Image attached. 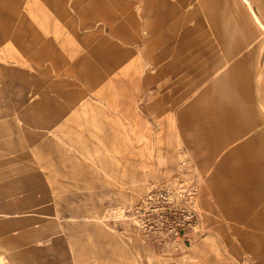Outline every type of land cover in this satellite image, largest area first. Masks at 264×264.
<instances>
[{"label":"rangeland","instance_id":"1","mask_svg":"<svg viewBox=\"0 0 264 264\" xmlns=\"http://www.w3.org/2000/svg\"><path fill=\"white\" fill-rule=\"evenodd\" d=\"M263 1L0 0V264H264V195L208 226L165 98ZM192 78L213 141L233 100Z\"/></svg>","mask_w":264,"mask_h":264},{"label":"crops","instance_id":"2","mask_svg":"<svg viewBox=\"0 0 264 264\" xmlns=\"http://www.w3.org/2000/svg\"><path fill=\"white\" fill-rule=\"evenodd\" d=\"M257 12L259 26L253 18L251 25L228 33L233 34V38L212 44L210 49L219 53L213 54L217 58L207 72L189 69L187 62L173 65L167 58L165 62L166 67H175L166 74L171 86L165 91V98L168 106H176L182 140L201 181L198 204L208 226L219 227L244 197L264 195V1ZM212 31L215 35L217 30ZM221 34L225 32H219ZM177 47L172 45L171 51ZM195 50L201 52L194 60V66L199 67V62H205V45L198 43ZM177 60L183 58L176 57ZM189 75L193 81L200 77V83L206 76L211 77L214 88L219 81L225 86L221 91L224 97L233 100L227 113L229 122L220 129V136L215 134L213 141L203 140V128L210 113L202 106L206 98L200 91L202 86L183 84L182 80ZM178 82H181L180 87ZM221 92L214 89L212 98L221 97ZM215 115L218 121L220 112L217 110ZM199 138L200 147L206 153L194 158L190 151L196 150ZM248 200L253 202V199Z\"/></svg>","mask_w":264,"mask_h":264},{"label":"bare ground","instance_id":"3","mask_svg":"<svg viewBox=\"0 0 264 264\" xmlns=\"http://www.w3.org/2000/svg\"><path fill=\"white\" fill-rule=\"evenodd\" d=\"M249 5V7H250V4H248ZM253 14H255L254 12H253Z\"/></svg>","mask_w":264,"mask_h":264}]
</instances>
